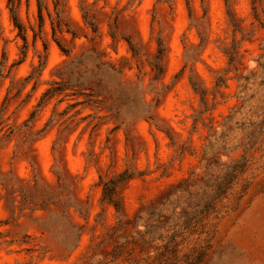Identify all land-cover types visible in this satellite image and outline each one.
Instances as JSON below:
<instances>
[{
  "label": "rangeland",
  "instance_id": "obj_1",
  "mask_svg": "<svg viewBox=\"0 0 264 264\" xmlns=\"http://www.w3.org/2000/svg\"><path fill=\"white\" fill-rule=\"evenodd\" d=\"M0 264H264V0H0Z\"/></svg>",
  "mask_w": 264,
  "mask_h": 264
},
{
  "label": "trees",
  "instance_id": "obj_2",
  "mask_svg": "<svg viewBox=\"0 0 264 264\" xmlns=\"http://www.w3.org/2000/svg\"><path fill=\"white\" fill-rule=\"evenodd\" d=\"M253 10H254V7H253ZM10 12H11V15H12L14 21H15V25H16V27H18L17 29H18L19 33H21V28H20V26L18 25V23H17V21H16V18H15V11H14L13 9H10ZM237 178H238V176H237V174L235 173V174L231 175L229 181H230V182H233V181H234L235 179H237Z\"/></svg>",
  "mask_w": 264,
  "mask_h": 264
}]
</instances>
